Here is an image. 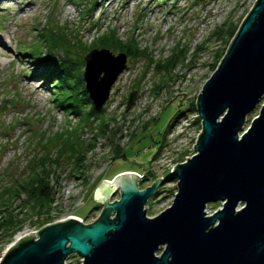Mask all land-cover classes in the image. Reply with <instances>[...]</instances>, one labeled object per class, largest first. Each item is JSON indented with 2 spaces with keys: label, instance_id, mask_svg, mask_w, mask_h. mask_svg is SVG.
<instances>
[{
  "label": "rangeland",
  "instance_id": "obj_1",
  "mask_svg": "<svg viewBox=\"0 0 264 264\" xmlns=\"http://www.w3.org/2000/svg\"><path fill=\"white\" fill-rule=\"evenodd\" d=\"M255 1L0 0V41L4 42L0 51L8 52V56L0 54V194L2 186L9 187L25 179L29 175L31 157L42 154V145L32 138L34 132L38 137L41 132L50 137L76 128L80 121L69 114L70 109L55 106L56 91L51 88L54 81L46 77L51 71L49 63L37 66L34 57L27 55L34 52V47L41 48L38 37L41 28L57 32L59 25L61 32L87 45L112 28L121 41L133 39L140 49L146 50L152 62L127 57L126 70L118 76L101 108L103 117L113 118L115 122L105 130L103 137L95 139L96 146L91 152L77 159L79 169L76 171L73 160L63 156L60 165L50 167V172L41 171V181L39 178L32 184L40 186L46 174L52 173V178L45 182L52 189L53 199L50 212L44 214L46 222L44 218L30 216L28 210L21 207L31 182H22L16 198L0 209V222L12 215L22 222L11 240L8 235L0 234V263L18 236H29L71 217H77L84 224L95 221L102 210L95 193L103 181L110 183L120 173L133 172L140 175L142 190L156 180L168 179V171L196 155L193 147L200 133V122H197V112L188 109L191 104L195 105L198 93L218 67L219 62L212 69L215 56L227 49L225 37L217 38V34L226 33L230 28L237 31ZM89 8L93 10L91 18L85 13ZM178 48L183 51V60L179 58L173 69L165 70L166 62ZM138 82L139 88H134ZM27 83L36 90L26 87ZM133 91L135 99L125 112ZM177 112L183 115L175 120L163 139L161 136ZM258 113L259 108H256L248 117L246 127H250ZM94 122V126L100 124L99 119ZM147 123V130L143 132V125ZM110 131L115 132L111 135L113 143L121 150L127 149L125 158L112 162L107 141ZM91 137L89 128L80 132L84 142ZM53 145L46 149L51 158L55 157ZM176 192V181L164 180L158 194L146 204L147 217L153 218L168 209ZM118 199L119 192L113 190L109 203ZM221 206V203L209 204L207 216ZM65 263L82 262L71 255Z\"/></svg>",
  "mask_w": 264,
  "mask_h": 264
},
{
  "label": "water",
  "instance_id": "obj_2",
  "mask_svg": "<svg viewBox=\"0 0 264 264\" xmlns=\"http://www.w3.org/2000/svg\"><path fill=\"white\" fill-rule=\"evenodd\" d=\"M83 62L84 90L101 109L127 68V55L93 49ZM113 62L101 97L95 82L107 80ZM135 96L129 94L125 112ZM195 107L196 155L172 168L177 192L168 209L153 218L145 209L163 179L141 190L138 174L120 173L98 187L102 210L95 221L71 217L48 225L15 242L0 264H66L71 255L81 264H264V0L241 22ZM113 190L119 199L109 203ZM213 203L221 209L207 216Z\"/></svg>",
  "mask_w": 264,
  "mask_h": 264
},
{
  "label": "trees",
  "instance_id": "obj_3",
  "mask_svg": "<svg viewBox=\"0 0 264 264\" xmlns=\"http://www.w3.org/2000/svg\"><path fill=\"white\" fill-rule=\"evenodd\" d=\"M92 9L89 8V10L85 12L89 18H91L93 14ZM57 27V32L53 29L41 28V30L38 31L41 48L34 47V52L32 54H27L26 52H20V54H27L34 57L37 66H42V63H49L48 67H50L51 71L46 77L50 76L49 78L54 81L51 88L55 89L57 92H55L54 98L55 106L60 109H70L69 114L75 115L80 121L76 128L55 133L50 137L46 136V132H41L39 137L38 133L34 132L32 138H36L37 144L42 145V154L31 157L28 162L30 163L29 175L25 179H22L21 181L18 180V183L12 184L9 187H7V185L2 186V193L0 194L1 209L8 201L16 198L15 196H17V193L22 189L24 183L31 182L30 188L25 192L26 199L22 202L21 207L28 210L30 216L44 218L45 222L47 219H45L44 216L46 215L44 214L50 212L51 202L53 201L52 189L46 185L45 182L47 181V178H52V173L46 174L47 176L42 179V184L40 186H33L32 184L39 178L40 181L41 178H43L41 177V171L50 172V167L60 165V160L63 156L73 160V163L77 166V159L91 152L96 146L95 139L103 137V135H105V130L115 122V119L113 118L105 119V117H103L104 109H95L92 106L88 95L84 90V83L82 80V68L84 67V62L82 57L93 49L104 48L116 53H125L130 59L143 58L147 60L148 63H152L149 53L146 50L140 49L133 39H129L125 42L121 41L115 29L108 28L107 32L103 33L101 36H97L92 40L91 44L87 45L86 43L81 42V40L71 37L72 35L70 36L65 32H61L59 25H57ZM235 32L236 28H230L226 33L221 31L220 34H217V38L225 37L224 46L228 48ZM182 52L183 51L179 50V48L176 49V52H173L170 59L166 62L164 69H173L179 58L183 60L184 55ZM225 52L226 51L223 50L217 53L212 69L216 68L218 62L220 63ZM74 55H76V58H73ZM160 65L161 64L159 63L158 67ZM138 86L139 82L135 84L134 88H139ZM188 111H196L195 105L191 104ZM181 115L183 114L177 112L174 121H172L170 126H168V129H166L161 136L163 139L171 129L175 120ZM97 119H99L100 124L94 126V121ZM197 122L199 123L200 121L197 119ZM143 126L142 130L144 132L147 130L148 123ZM86 128H89L92 137L87 142H84L80 138V132L84 131ZM110 132L111 134L110 136L108 135L109 137L107 136V141L110 144L112 162L116 159L125 158L127 149L121 150L119 146L115 145L112 138L115 132ZM51 143H54V149H52L55 152L54 158H51L50 153L47 152V150H49L48 145L51 146ZM160 144L162 145L163 141H161ZM77 169H79V166H77L75 170L77 171ZM168 174V179L164 178L163 180L175 182L176 180L170 171H168ZM144 180H147L145 176ZM21 225L22 222L16 215L8 217L7 220L2 219L0 222V234H3L4 236L8 235V239L11 240L16 232H18V229L21 228Z\"/></svg>",
  "mask_w": 264,
  "mask_h": 264
},
{
  "label": "bare ground",
  "instance_id": "obj_4",
  "mask_svg": "<svg viewBox=\"0 0 264 264\" xmlns=\"http://www.w3.org/2000/svg\"><path fill=\"white\" fill-rule=\"evenodd\" d=\"M3 44H4V42L3 41H0V46L3 45ZM0 54H2L3 56H8V52H2V51H0ZM108 65H109L108 62L105 63V61H104V63L102 64V67H101V68H103V71L107 70L106 68H109V67H107ZM115 65H116L115 62H113V66H111V70H109V74H107V80L95 82V87H97L96 88V90H97L96 92L97 93L101 92V97H102V90H101V88L104 87V85H106V83H107L108 80H110L111 75L113 74V70L115 69ZM105 74H106V71H105ZM26 87H28L29 89H32V90H36V88L33 87L29 83L26 84ZM96 96H98V94H96ZM99 99H101V98H99ZM75 218H77V217H75Z\"/></svg>",
  "mask_w": 264,
  "mask_h": 264
},
{
  "label": "built area",
  "instance_id": "obj_5",
  "mask_svg": "<svg viewBox=\"0 0 264 264\" xmlns=\"http://www.w3.org/2000/svg\"><path fill=\"white\" fill-rule=\"evenodd\" d=\"M196 118L198 119V116H196ZM140 176V175H139ZM140 179H141V177H140ZM81 222H83L82 220H80ZM38 232V231H37ZM37 232H34L33 234H31V235H29V236H18V238H17V240L16 241H19V240H21V239H23V238H30V237H34L36 234H37Z\"/></svg>",
  "mask_w": 264,
  "mask_h": 264
}]
</instances>
